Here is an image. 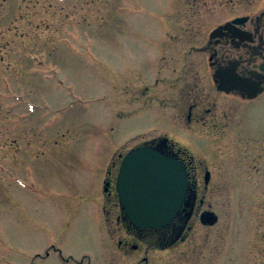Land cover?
Masks as SVG:
<instances>
[{
    "label": "rangeland",
    "instance_id": "1",
    "mask_svg": "<svg viewBox=\"0 0 264 264\" xmlns=\"http://www.w3.org/2000/svg\"><path fill=\"white\" fill-rule=\"evenodd\" d=\"M250 5L0 0V264H264V93L239 103L205 136L210 149L196 152L212 172L207 187L198 181L197 204L215 224L197 211L171 248L124 254L102 191L103 157L143 125L113 116L122 68L132 72L159 46L201 44L202 34L184 35L191 19L202 33Z\"/></svg>",
    "mask_w": 264,
    "mask_h": 264
},
{
    "label": "flooded vegetation",
    "instance_id": "2",
    "mask_svg": "<svg viewBox=\"0 0 264 264\" xmlns=\"http://www.w3.org/2000/svg\"><path fill=\"white\" fill-rule=\"evenodd\" d=\"M239 1L228 0L234 4ZM243 1L251 4L247 12L221 18L202 33L194 26L193 19L186 23L184 35L202 34L201 44L184 48L174 44L159 46L149 60L141 61L132 72H127L125 67L120 72L121 103L113 116L128 121L136 118V122L140 119L143 123L111 155L103 157L107 164L102 186L106 197L104 209L108 217L112 211L117 213L115 232L120 234L118 245L124 254L131 249L140 250L143 244L153 246V242L162 244L161 250L171 248L191 231L189 222L197 211L205 224L217 222L211 209H202L201 203L197 204L200 202L198 181L202 179L207 187L212 172L197 158L196 152L210 149L211 139L205 136L219 134L239 103L252 102L264 93V6L254 10V0ZM227 68L236 76L248 79L252 90L256 88L260 92L249 98L238 89L220 88V78L215 74ZM147 147L180 162L187 178L180 211L171 222L156 228L132 224L119 202L116 188L125 156L134 149ZM55 251L61 255L59 249Z\"/></svg>",
    "mask_w": 264,
    "mask_h": 264
},
{
    "label": "water",
    "instance_id": "3",
    "mask_svg": "<svg viewBox=\"0 0 264 264\" xmlns=\"http://www.w3.org/2000/svg\"><path fill=\"white\" fill-rule=\"evenodd\" d=\"M215 76L220 78L222 89H238L249 98L260 92L252 90L248 79L236 76L229 68ZM186 186L181 163L149 147L134 149L125 156L116 183L120 204L130 222L153 228L168 224L177 215Z\"/></svg>",
    "mask_w": 264,
    "mask_h": 264
}]
</instances>
